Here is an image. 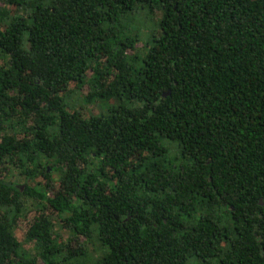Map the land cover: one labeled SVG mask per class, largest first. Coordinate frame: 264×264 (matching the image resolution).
<instances>
[{"label":"trees","instance_id":"trees-1","mask_svg":"<svg viewBox=\"0 0 264 264\" xmlns=\"http://www.w3.org/2000/svg\"><path fill=\"white\" fill-rule=\"evenodd\" d=\"M0 264H264V0H0Z\"/></svg>","mask_w":264,"mask_h":264},{"label":"rangeland","instance_id":"rangeland-1","mask_svg":"<svg viewBox=\"0 0 264 264\" xmlns=\"http://www.w3.org/2000/svg\"><path fill=\"white\" fill-rule=\"evenodd\" d=\"M52 176L55 177V174H52ZM9 179L10 180H18L16 173H13V175L9 176ZM18 181H20V180H18ZM24 229H25L24 224L20 225L19 230L23 231ZM55 230L61 231V234L64 238L67 237V233L62 232L63 230H61V228L59 227L58 224H55ZM16 236L21 237L19 232L16 233ZM22 242H23V247L25 250H28L29 252H33V246L32 245H30L28 242H25L23 240H22Z\"/></svg>","mask_w":264,"mask_h":264}]
</instances>
